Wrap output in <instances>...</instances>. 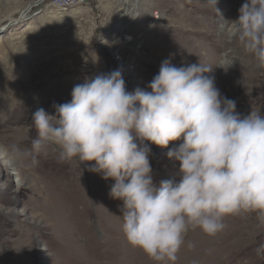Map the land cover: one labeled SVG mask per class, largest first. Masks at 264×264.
I'll return each mask as SVG.
<instances>
[{
	"label": "rangeland",
	"instance_id": "1",
	"mask_svg": "<svg viewBox=\"0 0 264 264\" xmlns=\"http://www.w3.org/2000/svg\"><path fill=\"white\" fill-rule=\"evenodd\" d=\"M37 1L0 0V264H159L127 241L123 201L110 196L114 181L91 171L94 162L61 161L54 144L37 153L32 117L39 109L57 116L75 85L114 70L127 91H151L165 60L211 68L207 75L242 117L264 115V70L226 33L245 0H216V8L208 0H88L57 16L50 0L32 6ZM126 2L132 13L121 17ZM131 16L136 21L126 23ZM125 29L135 46L145 42L146 56L132 64L118 46ZM226 59L235 62L221 68ZM145 143L154 182L178 180L179 162L167 153L179 142ZM223 223L215 235L190 227L168 264H264L258 212L241 210Z\"/></svg>",
	"mask_w": 264,
	"mask_h": 264
},
{
	"label": "clouds",
	"instance_id": "2",
	"mask_svg": "<svg viewBox=\"0 0 264 264\" xmlns=\"http://www.w3.org/2000/svg\"><path fill=\"white\" fill-rule=\"evenodd\" d=\"M208 3L216 8V0ZM239 13L226 33L264 70V0H245ZM210 71L165 60L151 91L129 92L114 70L75 85L57 116L39 109L32 117L37 153L54 144L61 161L94 162L91 171L114 181L110 196L123 201L127 241L159 264L176 259L190 227L215 235L224 217L241 210L257 211L264 221V115L242 117ZM145 142L165 149L179 142L167 153L179 162L178 180L154 182Z\"/></svg>",
	"mask_w": 264,
	"mask_h": 264
},
{
	"label": "bare ground",
	"instance_id": "3",
	"mask_svg": "<svg viewBox=\"0 0 264 264\" xmlns=\"http://www.w3.org/2000/svg\"><path fill=\"white\" fill-rule=\"evenodd\" d=\"M87 1L88 0H67L66 2L63 3L62 0H52L49 2L48 6L50 8H52V12L54 11L52 14H54V16H57L56 14L58 12L62 11L64 13V11L73 7L74 5L82 4V3H85ZM118 12L121 13V17L130 16L132 13L130 5L127 2L118 4ZM58 15H60V13H58ZM62 16H64V15H62ZM131 21L133 23L136 21V19H134V17L131 16L130 20H127L126 23H129ZM125 33H126V35L124 37L125 42L124 43L120 42L118 46H119L120 50H127L128 49V52L131 53L129 58L131 61L130 63L132 64V62L135 61L137 58L146 56L145 42L141 41L138 44V46H135L134 43H131V41L133 40V37H132L133 35H131L130 29H125Z\"/></svg>",
	"mask_w": 264,
	"mask_h": 264
},
{
	"label": "water",
	"instance_id": "4",
	"mask_svg": "<svg viewBox=\"0 0 264 264\" xmlns=\"http://www.w3.org/2000/svg\"><path fill=\"white\" fill-rule=\"evenodd\" d=\"M43 0H38L37 2H35L32 6L38 5L42 2Z\"/></svg>",
	"mask_w": 264,
	"mask_h": 264
},
{
	"label": "built area",
	"instance_id": "5",
	"mask_svg": "<svg viewBox=\"0 0 264 264\" xmlns=\"http://www.w3.org/2000/svg\"><path fill=\"white\" fill-rule=\"evenodd\" d=\"M50 1H52V0H50ZM67 0H62V2L64 3V2H66ZM84 17V16H83ZM84 18H86V17H84ZM126 52H128V49L127 50H125ZM130 54V53H129Z\"/></svg>",
	"mask_w": 264,
	"mask_h": 264
}]
</instances>
